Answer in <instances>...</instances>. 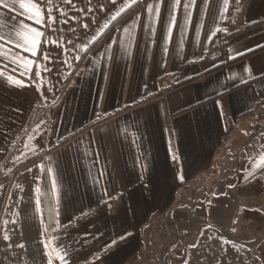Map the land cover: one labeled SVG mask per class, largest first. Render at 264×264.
I'll return each mask as SVG.
<instances>
[{"label": "crops", "instance_id": "obj_1", "mask_svg": "<svg viewBox=\"0 0 264 264\" xmlns=\"http://www.w3.org/2000/svg\"><path fill=\"white\" fill-rule=\"evenodd\" d=\"M25 2L40 23L0 6L13 41L42 33L0 56V264H135L199 216L264 250V0H196L170 43L169 0L158 23L153 0Z\"/></svg>", "mask_w": 264, "mask_h": 264}, {"label": "rangeland", "instance_id": "obj_2", "mask_svg": "<svg viewBox=\"0 0 264 264\" xmlns=\"http://www.w3.org/2000/svg\"><path fill=\"white\" fill-rule=\"evenodd\" d=\"M173 233L149 239L135 264H264L263 247L243 230L211 227L199 216Z\"/></svg>", "mask_w": 264, "mask_h": 264}, {"label": "snow or ice", "instance_id": "obj_3", "mask_svg": "<svg viewBox=\"0 0 264 264\" xmlns=\"http://www.w3.org/2000/svg\"><path fill=\"white\" fill-rule=\"evenodd\" d=\"M113 2L115 3V0H113ZM205 2H207V0H205ZM164 3H165V0H153V3L150 4L147 8L148 14L152 16L157 23H158L161 8L164 6ZM195 4H196V0H187L186 3H182V0H169L170 19L168 22V36L166 37L167 42L169 43L171 42V35H172L173 30L176 27L177 13H179L181 9H183L184 14H185V20H187V10L194 7ZM17 5L19 9L24 10L27 13H29V19H35L37 23L41 22L39 13L32 15V10L37 8L36 3H28V2H25V0H0V6L4 8H9V7L15 8ZM124 10H125L124 8H121L117 12V16H119L120 13L123 12ZM113 19H116V16H114ZM85 27H87V25H85ZM29 30L33 33L32 38H28L24 35V33ZM13 32L17 38L15 41L12 40L11 33L6 36L4 33L0 32V42H2L0 43V56H2L4 59H8L9 57H11L13 62H15L16 61L15 53L9 51V46H12V45H14L17 48L22 46L26 51H31L33 55H36L37 48H38V45L42 37V33L35 29H28L27 25L21 26L19 30L13 29ZM21 41L23 42L22 45H21ZM54 43H58V42L54 41ZM44 58L50 59V57H47V56H45ZM32 63H33L32 60L27 61V64L29 66ZM47 70H48L47 67H45V71ZM26 71H27V68H26ZM0 76H3L2 72H0ZM7 80L17 85L22 83L19 79H14L13 76L11 75L7 76ZM124 238L125 237L121 235L120 239H124ZM5 239H9V237H5ZM113 243L115 244V241H113ZM20 247H23V245H21ZM57 256L59 260L63 262V264H67L66 254L57 253ZM49 264H51V262H49Z\"/></svg>", "mask_w": 264, "mask_h": 264}, {"label": "trees", "instance_id": "obj_4", "mask_svg": "<svg viewBox=\"0 0 264 264\" xmlns=\"http://www.w3.org/2000/svg\"><path fill=\"white\" fill-rule=\"evenodd\" d=\"M145 1V0H144ZM139 5V3L135 4L133 6V8H130L128 10H125L124 13H122L117 19H115V21L110 24L111 26L107 29V31L103 34V36L88 50L85 52V55L83 56V58L80 60L79 64L76 65L77 66V69L80 67V65H83L84 61L86 60L88 54L95 50L99 44L104 40V38L108 37V35L113 32L125 18H127V16H129V14L133 11L134 8H136L137 6ZM252 52H250L249 54H251ZM248 55L245 54L244 56ZM76 71V70H75ZM76 75V72L73 73V75L71 77H74ZM71 79L72 78H69V80L65 83L63 89H62V92L58 101L53 105V107L57 106L62 100L63 98L65 97V95L67 94L66 92H68L69 88H70V85H71Z\"/></svg>", "mask_w": 264, "mask_h": 264}]
</instances>
